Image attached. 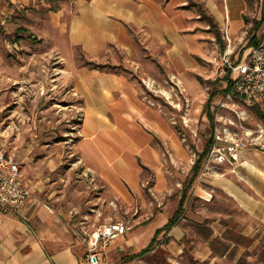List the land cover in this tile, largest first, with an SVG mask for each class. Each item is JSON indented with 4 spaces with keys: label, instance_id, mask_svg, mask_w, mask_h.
<instances>
[{
    "label": "crops",
    "instance_id": "0c3cea01",
    "mask_svg": "<svg viewBox=\"0 0 264 264\" xmlns=\"http://www.w3.org/2000/svg\"><path fill=\"white\" fill-rule=\"evenodd\" d=\"M52 1L0 0L2 25L9 30L14 21L19 22L16 27H26L34 38L46 39L67 53L62 56L69 64L67 66L73 68L74 91L83 100L84 113L90 108L94 118L100 116L108 120L107 111L112 107L116 109L119 99H125L132 107V98L141 95L145 100V89L152 92L154 83L167 82V76L163 75L167 68L186 82L185 78L200 68L195 56L198 57L203 50L202 39L205 37L202 34L215 40L210 32V22L202 20V15L192 8L194 3L188 0ZM54 1L59 4L56 9L52 8ZM201 4L223 35L227 31L230 36L237 37L248 27L250 0H204ZM141 38L152 47L165 50L170 60V67L166 66L160 72L152 63H137L146 71L147 78H142V83L118 70L92 69L78 64L75 59V49L81 48L88 59L110 65L107 56L120 53L132 57L138 51ZM121 65L120 59L111 66L118 69ZM160 68L163 69L161 65ZM134 110L140 113L137 105ZM84 119L82 135L87 124ZM127 121L134 123L130 115ZM89 127L95 129L94 119ZM95 133L94 130L90 136L94 142ZM167 133L165 142L156 136L160 143L147 144L148 160L138 171L141 185L143 178L151 179L160 189V183L166 178L165 161L159 160L158 149L162 158L166 149L169 157L175 159V154L171 153L175 144L172 145L170 140L175 141ZM79 147L82 161L93 173L94 180L106 183L127 203L128 212L133 213L131 219L124 222L129 231L101 248L102 264H159L152 255L159 249L164 251L168 261H177L178 264H189L192 260L199 264H241L247 246L236 249L237 244L228 231L240 226V235L247 238L256 224L264 226V148L246 146L240 150L237 161L230 159L215 164L208 173L201 172L189 192L185 214L179 223L169 234L161 235L156 247L148 254L131 258L144 251L152 242L154 233L171 219L166 218L167 206L163 207L164 201L154 190L151 192L159 202L157 207L162 209H153L143 191H137L136 195L124 192L121 187L124 178L117 177L114 160L106 146L97 143L82 146L80 142ZM120 169L127 170L128 162L124 161ZM182 195L183 188L178 192L175 206L179 207ZM221 197L233 202L232 214L238 211L247 218L244 226L223 219L230 211L223 206ZM71 209L55 205L49 210L39 197H33L20 213L5 214L0 210V264H87L88 247L76 237L68 223ZM146 209L149 221L132 224L135 216L140 219L139 213ZM258 242L259 238H256L253 243Z\"/></svg>",
    "mask_w": 264,
    "mask_h": 264
},
{
    "label": "rangeland",
    "instance_id": "374dc122",
    "mask_svg": "<svg viewBox=\"0 0 264 264\" xmlns=\"http://www.w3.org/2000/svg\"><path fill=\"white\" fill-rule=\"evenodd\" d=\"M188 1L194 3L188 6L194 7L202 15L201 19L209 22L201 4L204 0ZM54 2L52 8L56 9L59 4L58 1ZM262 7V0H250L248 27L239 36H231L232 46L237 53L242 54L251 48V29L254 21L260 19ZM2 21L0 19V150L12 155L19 163L24 179L34 187L33 197H39L45 206L72 208L68 223L77 238L84 231L91 234L110 222H128L133 214L128 212L127 203L115 195L106 183L94 180L93 173L82 161L80 142L82 146L90 143L93 146L96 143L104 148L106 146L105 149L114 160L117 177L124 178L121 186L124 192L136 195L137 191H143L153 209H162L157 207L159 202L151 192L156 191L166 204L163 207L167 206L165 211L168 212V220L178 208L175 206L178 192L192 176L191 170L198 154L204 151L217 132L225 139L218 144L223 149H227L232 141H243L245 147L264 148V121L257 112L258 109L264 112V96H260L250 108L234 106L232 103H228L227 107L221 106L228 102L227 92H224L227 77L221 76V70L211 60L214 55L223 53L230 43L219 28L214 29L211 24L210 32L214 34L215 40L202 34L205 37L202 39L203 50L198 57L195 56L200 68L190 73L185 78L186 82L173 75L171 68H167L168 71L163 73L168 78L167 82L154 83L152 92L145 89V100L141 95L132 98L130 102L134 103V107L125 99H119L116 109L112 107L107 111L108 120H105L100 116L94 118L90 108H86L84 113L83 100L73 88V68L67 66L69 64L62 56L67 53L46 39L37 38L36 42L29 37L30 31L18 42L16 30L21 26H16L20 23L14 21L7 30ZM217 33L221 41H218ZM257 35L259 45L264 44V26ZM140 40L138 51L132 57H124L116 52L117 57L116 54L107 56L110 65L120 59L122 64L118 69L109 70H118L142 83V78H147L146 71L137 63H152L159 72L164 71L166 66L170 67L165 50L152 47L144 38ZM74 52L76 61L82 65L81 50L76 48ZM213 93L216 96L210 101ZM136 105L140 113L135 112ZM243 110L246 114L240 117L239 113L242 115ZM129 115L133 124L127 121ZM83 119L84 124H87L82 135ZM93 119L97 134L95 142L90 137L94 130L89 127ZM167 132L175 141L170 140L172 145L175 144L171 152L175 154V159L169 157L166 149L162 158L158 149L159 160L165 161L166 178L160 183V189L156 188L153 180L143 177L141 185L138 171L148 160L145 153L147 144L159 142L157 137L163 138L165 142ZM224 135H228L227 139ZM213 150L214 146L202 173H208L215 164L223 163L210 162ZM124 161L128 162L127 170L120 169ZM156 171L157 176H160L159 170ZM213 197L217 198V194L213 193ZM220 199L230 211L225 213L223 219L244 226L247 218L238 211L231 213L233 202L226 197ZM148 214L147 209L140 212L139 216L142 217L138 219L135 216L132 224L137 221L148 222ZM254 229L247 238L240 235V226L228 231L230 238L237 244L236 249L241 245L247 246V250L242 253L241 264H264V226L256 224ZM256 238H259V242L253 243ZM152 255H155L159 264H178L177 261H168L161 249Z\"/></svg>",
    "mask_w": 264,
    "mask_h": 264
},
{
    "label": "built area",
    "instance_id": "2783aa9c",
    "mask_svg": "<svg viewBox=\"0 0 264 264\" xmlns=\"http://www.w3.org/2000/svg\"><path fill=\"white\" fill-rule=\"evenodd\" d=\"M224 36L230 45L223 53L214 55L211 60L218 70H221V76L225 79L227 77L226 89L232 85L231 91L226 94L228 102L221 106L227 107L228 103H232L238 107H253L259 97L264 96V44L251 47L241 54L233 48L232 38L227 31ZM241 114L239 113L240 117L245 115L246 111H241ZM224 136L227 139L228 135ZM224 140L218 132L215 134L210 162L239 159L240 150L245 147L243 141H232L227 149H223L218 144ZM33 196L34 188L24 179L19 163L12 155L0 150V210L5 214L20 213ZM46 207L51 210L50 206ZM128 230L127 225L118 221L103 225L91 234L84 231L79 235L80 241L88 247L87 264H102L104 255L101 248L107 246L109 241L126 234Z\"/></svg>",
    "mask_w": 264,
    "mask_h": 264
},
{
    "label": "trees",
    "instance_id": "16d2710c",
    "mask_svg": "<svg viewBox=\"0 0 264 264\" xmlns=\"http://www.w3.org/2000/svg\"><path fill=\"white\" fill-rule=\"evenodd\" d=\"M262 5H263V7H262L261 17H260V19H257L254 21L253 27L251 29V33H253V37L249 43L250 47L258 46L260 44V41H259L257 34L259 31H261V29L264 26V0H262ZM203 11H204L206 18H208L210 24L212 25V27L214 29H218V25L215 23L214 19L211 18L210 16H208L205 10H203ZM16 32H17V36H18V38L16 40L18 42H21V40L24 39V34L28 33L29 30L26 27L21 26V27L17 28ZM29 37L33 38L36 42L38 41L37 38L33 37L32 33L29 35ZM217 39H218V41H221V36L218 33H217ZM79 49L82 52V57H83V61H84V63L82 64L83 66H89L92 69H106V68L114 69L115 68L114 66L107 65V64H100V63H97L96 61H92V60L88 59L86 53L81 48H79ZM231 88H232V85L230 84L229 87L224 90V92H230ZM215 96H216V93H213L210 96V101H212L215 98ZM257 112H258V115L260 116V118L264 121V112L261 109L260 110L258 109ZM210 115L212 116V120L215 121L213 115L211 113H210ZM213 124L215 127L214 122H213ZM214 143H215V138L213 135L211 137V139L209 140L208 144L206 145L204 151L202 153L198 154V159L196 160L194 166L192 167V176L187 181L184 182L183 195L181 197L179 207L176 210V212L174 213L173 217L168 221V223L164 227H162L156 231L152 242L144 251H142L140 254L135 255L131 258H137L139 256H143L145 254H148L151 250H153L156 247V244L158 242L159 237L161 235L169 234L170 231L179 223L180 219L185 214V205H186V202H187V199L189 196V192L192 189L195 181L197 180V178L201 174L203 167H204V164L206 162V159L209 156V154H210V152L214 146ZM192 264H199V263L192 260ZM203 264H205V263H203ZM242 264H244V263H242Z\"/></svg>",
    "mask_w": 264,
    "mask_h": 264
}]
</instances>
